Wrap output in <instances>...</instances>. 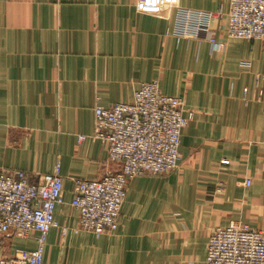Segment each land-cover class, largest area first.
Instances as JSON below:
<instances>
[{"label": "crops", "instance_id": "1", "mask_svg": "<svg viewBox=\"0 0 264 264\" xmlns=\"http://www.w3.org/2000/svg\"><path fill=\"white\" fill-rule=\"evenodd\" d=\"M221 5L229 0H0V168L35 175L60 163L64 179L55 213L70 232L50 230L43 264H205L215 226L264 228V40L226 38L217 18L220 49L170 32L177 6ZM155 79L193 112L179 167L129 182L115 232H73L74 179L120 168L92 137L94 107L131 102ZM36 236L5 238L0 258L37 248Z\"/></svg>", "mask_w": 264, "mask_h": 264}, {"label": "built area", "instance_id": "2", "mask_svg": "<svg viewBox=\"0 0 264 264\" xmlns=\"http://www.w3.org/2000/svg\"><path fill=\"white\" fill-rule=\"evenodd\" d=\"M226 22V38L264 40V0H229L228 8L205 10L177 6L171 34L179 38H206L214 49L224 47L210 22ZM249 66L250 62H243ZM92 137L108 147L111 162L120 168L108 170L101 177L75 178L70 204L79 213L78 225L72 228L100 236L119 228L122 205L129 182L140 175H162L176 170L182 159V131L192 117L186 112L182 96L165 94L159 80L142 82L131 102L94 107ZM79 135V140L85 139ZM246 185L251 179H246ZM66 203L60 163L51 173L33 175L21 169L0 168V246L5 238L28 237L37 232V248H17L2 256L0 264H43L48 234L60 227L70 229L56 218V208ZM205 264H264V228L231 220L211 231Z\"/></svg>", "mask_w": 264, "mask_h": 264}, {"label": "rangeland", "instance_id": "3", "mask_svg": "<svg viewBox=\"0 0 264 264\" xmlns=\"http://www.w3.org/2000/svg\"><path fill=\"white\" fill-rule=\"evenodd\" d=\"M173 172V171H172ZM169 174V173H168ZM162 175H167V174H162Z\"/></svg>", "mask_w": 264, "mask_h": 264}]
</instances>
